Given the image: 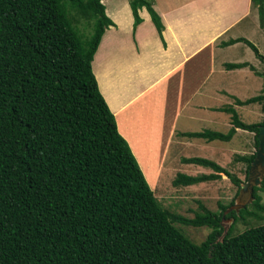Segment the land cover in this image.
<instances>
[{"label": "trees", "instance_id": "obj_1", "mask_svg": "<svg viewBox=\"0 0 264 264\" xmlns=\"http://www.w3.org/2000/svg\"><path fill=\"white\" fill-rule=\"evenodd\" d=\"M102 0H0V264H264V224L222 237L219 214L199 204L186 218L164 209L155 198L92 72L93 56L113 22ZM262 17L264 0H252ZM134 28L145 8L159 36L163 25L151 0H129ZM82 17L91 34L79 33L71 17ZM90 22V23H89ZM243 42L264 62L257 48ZM243 65H226L239 68ZM264 77V75H262ZM237 104L258 103L261 93ZM227 133L185 136L228 142L235 129L254 134L232 107ZM255 154L236 156L248 169ZM213 173H178L174 187L217 181L225 175L240 190L236 175L208 159H184ZM254 188L253 207L264 212ZM261 217L247 208L224 216L236 223ZM211 229L194 244L175 227Z\"/></svg>", "mask_w": 264, "mask_h": 264}, {"label": "crops", "instance_id": "obj_2", "mask_svg": "<svg viewBox=\"0 0 264 264\" xmlns=\"http://www.w3.org/2000/svg\"><path fill=\"white\" fill-rule=\"evenodd\" d=\"M101 2L113 26L102 35L91 63L92 72L115 117L118 132L149 183L155 182L154 178L165 169L164 155L172 152L173 143L180 149L200 148L208 154L183 153L182 158L208 159L222 168L228 152L233 153L229 156L233 160L227 165L236 156L256 152L254 134L238 128L228 142H208L185 135L227 133L232 125L230 114L222 111L225 107H232L244 124L263 122L260 104L242 105L235 101L244 102L261 93L264 62L243 42L221 44L244 38L264 57V3L260 18L252 0H151L163 25L161 38L145 8L140 9L142 21L134 28L129 0ZM236 64L247 66L226 68ZM228 143L230 147L224 145ZM136 144L144 154L157 153L152 159L159 160V170L150 164L153 169L147 171L135 150ZM213 150L218 154L214 159ZM184 159L178 165L189 168L184 174H207L191 170V166L198 165L186 164ZM243 166L244 163L238 170ZM237 175L242 180V174Z\"/></svg>", "mask_w": 264, "mask_h": 264}, {"label": "rangeland", "instance_id": "obj_3", "mask_svg": "<svg viewBox=\"0 0 264 264\" xmlns=\"http://www.w3.org/2000/svg\"><path fill=\"white\" fill-rule=\"evenodd\" d=\"M253 5L256 6L257 9H259L258 4L256 2L253 3ZM72 16L73 17H71V19L75 27L78 29L80 34L86 36L85 40H88L92 30L91 23L89 22L90 25H88V23L82 17H79L75 13H73ZM224 145L225 146L227 145L226 147H230L231 143ZM171 148H172V152H170V154L168 155L167 154L164 155L165 158L163 159L162 166L165 169H162V171L154 178L155 182L151 181L149 183L148 179H145L150 189L152 190L155 198L158 200L162 208L167 209L168 211L174 214L181 215L183 217L191 219L194 217L195 213L200 212L199 204H202L203 206H205V208L217 214L221 212L220 205L227 206L228 209L231 208V210L227 209L226 210L227 212L226 211L224 212L225 215H228L234 208L239 207L240 205H244L245 206L244 208H247L248 211L254 212L261 217L260 219H255L254 217L243 216L242 218H239L236 223L231 218L224 219L221 222V226L226 230V232L234 224L232 236L242 233L243 231L249 228L258 227L264 224V212H261L257 210L255 207H253L254 199L250 201L248 200L247 195L245 194L240 195L239 192L236 194L237 188L234 185H232L230 180L223 174L220 175L221 177L220 181L202 183L200 185H196L193 187L172 186V181L174 180L175 176L180 172L181 173L183 172L184 174L187 172V171L185 172L184 170L189 169L186 166L185 168L184 165L178 166L180 160L184 159L182 158L184 157L182 156L183 153H189V156H194V155L207 156L208 154L205 153L207 152V150L203 152L200 148L198 149L196 148L194 151H191L189 149L185 150L183 148L180 149L178 148V146L175 145V143L172 144ZM135 150L136 152L139 151L138 153L142 156L141 157L139 155V157L142 160H144L143 165L147 166V171H151L153 169L152 168L150 170L149 167L150 164H155L159 170V167L157 165L159 160H157L156 162V159H152L154 158L153 153L157 155L155 151L144 154L141 152V147L138 146L137 144L135 146ZM215 152H216L215 150L212 151L213 154L211 155V157H213V159L218 156V154ZM147 154H150V157L147 156ZM230 155L232 156L233 153L228 152L226 157L224 158L223 167L232 175L233 174L237 175L238 172L242 174V181H243L242 183H244L246 178L245 177L246 164L245 166H243L244 168L242 167L239 170L238 168L241 167L243 163H240L238 164V166H236L235 164L236 162L233 161L231 164L227 165L229 162L233 160V157L229 158ZM147 157L149 158V160ZM227 159H229L228 162H226ZM138 164L140 169L142 170V167L139 162ZM190 169L205 171V173L207 174L213 173L211 169L208 168L205 169L204 167L191 166ZM142 172L144 178H146L144 170H142ZM200 174L202 173L200 172ZM257 195L261 199L260 202L261 205L264 206V191L258 190ZM174 225L177 229H179V231H181L185 235V237H187L190 241H192L196 245L201 244L206 239L208 234L211 232V229L207 227L195 228V227L183 226L180 224H174ZM224 236L220 237V239L223 238Z\"/></svg>", "mask_w": 264, "mask_h": 264}, {"label": "water", "instance_id": "obj_4", "mask_svg": "<svg viewBox=\"0 0 264 264\" xmlns=\"http://www.w3.org/2000/svg\"><path fill=\"white\" fill-rule=\"evenodd\" d=\"M258 130H259L258 135H257L258 147H257L255 157L252 163L250 164V167L248 170V180L245 184H242L240 186V190H239L240 195L242 194L247 195L248 200L250 201L253 200L251 198V192L253 188L259 187L264 177V123L258 127ZM244 207H245L244 205H240L239 207L234 208L232 211L239 213V211L241 209H244ZM228 210H231V208ZM224 216L225 214H223L221 222L224 220ZM225 233H226V230L224 229L222 236H224Z\"/></svg>", "mask_w": 264, "mask_h": 264}, {"label": "flooded vegetation", "instance_id": "obj_5", "mask_svg": "<svg viewBox=\"0 0 264 264\" xmlns=\"http://www.w3.org/2000/svg\"><path fill=\"white\" fill-rule=\"evenodd\" d=\"M248 170H249V169H248ZM261 171H262V170H261ZM263 179H264V177H263ZM263 179H262V181H263ZM247 180H248V174H247V177L245 178V182L242 183V184H245V183L247 182ZM262 181H261V183H262ZM242 184H241V185H242ZM254 188H256V187H254ZM254 188H253V190H252V192H251V198H252V199H254V197H253Z\"/></svg>", "mask_w": 264, "mask_h": 264}]
</instances>
